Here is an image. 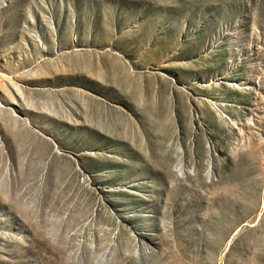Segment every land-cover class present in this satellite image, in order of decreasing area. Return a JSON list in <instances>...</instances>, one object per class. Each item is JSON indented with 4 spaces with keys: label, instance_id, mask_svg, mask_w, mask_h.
<instances>
[{
    "label": "rangeland",
    "instance_id": "obj_1",
    "mask_svg": "<svg viewBox=\"0 0 264 264\" xmlns=\"http://www.w3.org/2000/svg\"><path fill=\"white\" fill-rule=\"evenodd\" d=\"M0 264H264V0H0Z\"/></svg>",
    "mask_w": 264,
    "mask_h": 264
},
{
    "label": "crops",
    "instance_id": "obj_2",
    "mask_svg": "<svg viewBox=\"0 0 264 264\" xmlns=\"http://www.w3.org/2000/svg\"><path fill=\"white\" fill-rule=\"evenodd\" d=\"M129 97H130V95H129Z\"/></svg>",
    "mask_w": 264,
    "mask_h": 264
}]
</instances>
